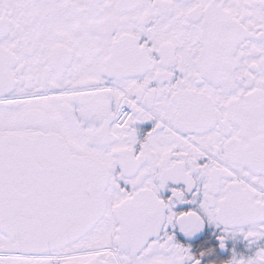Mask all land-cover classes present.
<instances>
[{"label": "snow or ice", "instance_id": "1", "mask_svg": "<svg viewBox=\"0 0 264 264\" xmlns=\"http://www.w3.org/2000/svg\"><path fill=\"white\" fill-rule=\"evenodd\" d=\"M0 264H264V0H0Z\"/></svg>", "mask_w": 264, "mask_h": 264}]
</instances>
